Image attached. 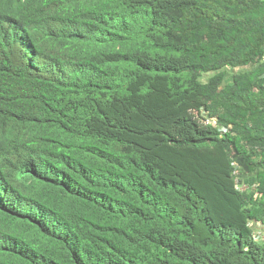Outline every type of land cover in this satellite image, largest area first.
Masks as SVG:
<instances>
[{"label": "trees", "instance_id": "16d2710c", "mask_svg": "<svg viewBox=\"0 0 264 264\" xmlns=\"http://www.w3.org/2000/svg\"><path fill=\"white\" fill-rule=\"evenodd\" d=\"M255 229L264 0H0V264H264Z\"/></svg>", "mask_w": 264, "mask_h": 264}, {"label": "built area", "instance_id": "2783aa9c", "mask_svg": "<svg viewBox=\"0 0 264 264\" xmlns=\"http://www.w3.org/2000/svg\"><path fill=\"white\" fill-rule=\"evenodd\" d=\"M204 123L205 124H209V125H215L214 119H209V118L205 119L204 120ZM218 130H220L221 132L222 131L225 132L226 128H224L223 126L222 127L219 126L218 127ZM253 187H254V185H253ZM237 189L243 191V190H246L247 189V186H245V185H239V186H237ZM263 232L264 231H261L259 229L258 230L255 229V231H254V238L256 240H258V241L264 242V233Z\"/></svg>", "mask_w": 264, "mask_h": 264}]
</instances>
